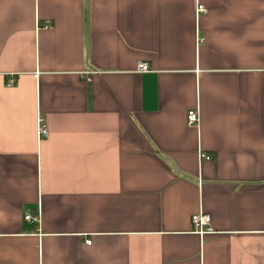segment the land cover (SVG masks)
<instances>
[{
  "label": "crops",
  "instance_id": "crops-1",
  "mask_svg": "<svg viewBox=\"0 0 264 264\" xmlns=\"http://www.w3.org/2000/svg\"><path fill=\"white\" fill-rule=\"evenodd\" d=\"M0 264H264V0H0Z\"/></svg>",
  "mask_w": 264,
  "mask_h": 264
},
{
  "label": "built area",
  "instance_id": "built-area-1",
  "mask_svg": "<svg viewBox=\"0 0 264 264\" xmlns=\"http://www.w3.org/2000/svg\"><path fill=\"white\" fill-rule=\"evenodd\" d=\"M197 12H205V8L198 4L196 7ZM44 27L49 28L50 24L45 23ZM138 72H147L149 70V66L147 63L144 62H139L136 67ZM16 76L14 74H8L7 80H6V85L8 87L14 86L16 82ZM186 120L187 124L189 126H194L198 120H199V115L197 110H189L186 115ZM48 133L46 126L44 125L42 119L39 117L38 119V135L39 137L46 136ZM200 158L204 159H209L210 157L206 154H200ZM25 219L26 220H34V218L31 216L29 212L25 214ZM191 224H192V229L196 234H199L200 236L206 235V234H211L213 233V228L211 226V218L208 214H205L203 212H198L195 213L191 216ZM87 243H90L89 240H87Z\"/></svg>",
  "mask_w": 264,
  "mask_h": 264
}]
</instances>
